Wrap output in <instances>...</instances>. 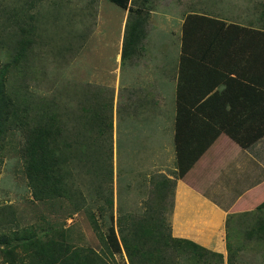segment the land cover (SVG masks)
Masks as SVG:
<instances>
[{
  "label": "rangeland",
  "instance_id": "obj_1",
  "mask_svg": "<svg viewBox=\"0 0 264 264\" xmlns=\"http://www.w3.org/2000/svg\"><path fill=\"white\" fill-rule=\"evenodd\" d=\"M135 1L136 5L144 3L145 9L142 13L145 19L142 51L156 50V46L149 45L153 38L160 40L159 45L175 41L174 33L165 35L162 29L166 17L167 26L175 30L179 18L194 11L191 8L196 6L199 12L257 28L264 27V0ZM28 15L34 18L29 19ZM125 15L126 10L109 0H0V70L7 94L30 114H35V105L38 109L47 105L70 130L83 128V133L90 139H99L101 151L97 152L91 142L82 160L71 164V171L74 185L80 188L92 210L97 211L96 204L104 209L105 215L100 213L99 216L103 237L107 233L104 224L108 223L109 212H113L117 229L118 219L143 212L146 204L155 199V183L150 175L161 172L172 177L174 169L169 156L166 157L167 166L159 168L156 164L147 167L151 159L149 148L156 143L159 134H151L148 122L144 124L146 130L133 126L126 113L127 107L120 105L122 117L118 118L113 132L116 109L113 71L124 36ZM31 21L34 22L31 51L25 60L13 61L16 39L23 34L21 28H26V22ZM146 38L148 44L145 43ZM151 98V106L147 108L151 109V114H157L160 109L154 106H159L158 98L153 94ZM122 101L124 99L120 95L119 104ZM99 106L104 116L99 114L100 110L96 111L95 125L90 120L91 110L95 111ZM86 116L91 125L85 123ZM100 116L102 120L99 123ZM145 117L149 118V115ZM19 127L13 125V129L0 139V208L11 211L12 219L16 221L10 224L11 229L51 225L49 231L53 229L56 237L92 247L104 260L111 256L112 264H130L123 248L121 252L105 255L104 242L94 232L83 205L77 209V203L73 205L66 199L35 200L20 154L23 138L17 129ZM87 127L89 132H86ZM107 198L112 199V210ZM263 222L264 210L248 212L247 216H231L227 232L234 264H264V243L258 239L260 223ZM5 229L6 224L0 232ZM5 249L0 244V264H9L3 256ZM17 249L19 253L20 248ZM175 263L227 264V258L225 260L209 251L202 258L179 255Z\"/></svg>",
  "mask_w": 264,
  "mask_h": 264
},
{
  "label": "trees",
  "instance_id": "obj_2",
  "mask_svg": "<svg viewBox=\"0 0 264 264\" xmlns=\"http://www.w3.org/2000/svg\"><path fill=\"white\" fill-rule=\"evenodd\" d=\"M109 1L128 11L121 47V59L124 60L142 51L140 47L145 37V19L142 15L145 12L144 3L136 5L135 0ZM28 18L34 17L28 15ZM26 24V28H21L23 34L16 39L13 61L25 60L34 43V22ZM180 51L174 115L175 168L172 177L161 172L152 173L150 176H153L155 183V199L146 204L143 212L118 219L117 229L113 212H109L106 219L108 223L104 224L107 232L104 237L99 217L100 213L105 215L104 209L96 204L97 211L92 210L80 188L74 185L71 171V164L82 160L91 142L97 152L101 151L99 139H90L88 134L83 133V128L70 130L47 105L40 109L35 105V114L16 105L5 91L4 75L0 70V139L13 129V125L20 126L17 128L23 138L20 154L35 200L66 199L73 205L77 203V209L83 205L94 232L104 242L107 249L105 255L121 252L123 248L130 264H176L175 259L179 255L204 257L209 252L206 248L171 235L169 218L174 205L178 170L185 166L213 130L224 132L241 148L250 147L264 136V90L255 87L253 74L256 66L264 69V27L227 22L204 12H188L182 23ZM220 55L231 58L230 66L218 65L216 56ZM190 62L196 68L213 69L217 76L215 84L223 83L224 88L221 91L214 90L213 84L194 93L193 87L184 85L187 80L191 83L190 77L184 75V66H191ZM237 64H240L239 71L235 68ZM221 67L226 72L221 71ZM228 73H235V76ZM239 97L247 100V106L244 102L241 106L237 105ZM96 111L104 116L100 106L95 111L91 110L90 120L95 125ZM101 120L100 116L99 123ZM88 122L86 116L85 123L91 125ZM88 128L86 132H89ZM94 202L97 203V200ZM106 202L112 210V199L107 198ZM0 215V228L6 224V229L0 232V244L6 248L3 256L9 264H112L111 256L104 260L92 247L56 237L53 229L49 231L51 225L11 229L10 224L16 222L12 219L11 211L0 208ZM260 227L258 238L264 242V222L260 223ZM226 240L227 264H234L228 232ZM17 248L23 255L17 253ZM217 255L222 256L219 253Z\"/></svg>",
  "mask_w": 264,
  "mask_h": 264
},
{
  "label": "crops",
  "instance_id": "obj_3",
  "mask_svg": "<svg viewBox=\"0 0 264 264\" xmlns=\"http://www.w3.org/2000/svg\"><path fill=\"white\" fill-rule=\"evenodd\" d=\"M185 9L189 10L187 7ZM191 9L194 11L190 12H199L197 6ZM186 14L179 18L175 30L167 26L169 22H167L168 16L166 17L162 29L165 35L174 33L175 41L159 45L160 40L153 38L149 45L156 46L154 51L145 50L122 60L120 51L123 39L119 45L112 83L116 100L113 132L115 133L114 128L119 121L118 118L122 117L120 105L123 108L127 107L126 113L137 129L146 130L144 124L149 123L151 134L157 133L159 138L149 148L148 154L151 159L148 168L156 164H159V168L167 166L165 162L168 156L175 168L174 115L180 71L182 23ZM127 18L126 10L124 24ZM220 18L227 22L231 21ZM171 19H174L172 15ZM147 41L146 38L145 43L148 44ZM172 45L175 46L174 49ZM216 57H218V65L230 66L229 56ZM235 68L239 71L240 64L235 65ZM184 69L186 70L184 75L190 77L191 82L184 81V85L193 87L194 93L215 84L217 79L216 72L211 68L199 66L196 68L191 63V66H184ZM221 71L226 72L224 68ZM228 74L235 76V73ZM253 74H255V87L264 90L262 85L264 69L256 66ZM213 88L221 91L224 84H215ZM152 94L158 98L159 106H154L160 109L157 114H151V109H148L151 106ZM120 95L125 103L122 101L119 104ZM254 99L257 104V94L254 95ZM243 102L247 106V100L242 98L237 105L241 106ZM146 115H149V118H146ZM150 140L154 141L153 138ZM263 210L264 136L250 147L241 148L224 132L213 130L185 166L178 170L174 205L170 216L171 235L191 240L210 252L221 254L226 260L227 219L230 220L231 216H247L248 212Z\"/></svg>",
  "mask_w": 264,
  "mask_h": 264
}]
</instances>
